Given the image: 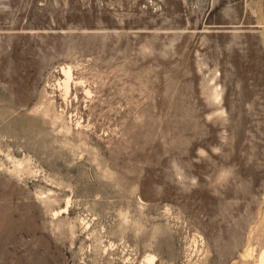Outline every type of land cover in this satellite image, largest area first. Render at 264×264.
<instances>
[{
	"label": "rangeland",
	"instance_id": "374dc122",
	"mask_svg": "<svg viewBox=\"0 0 264 264\" xmlns=\"http://www.w3.org/2000/svg\"><path fill=\"white\" fill-rule=\"evenodd\" d=\"M194 233L264 249V0H0V264H190Z\"/></svg>",
	"mask_w": 264,
	"mask_h": 264
},
{
	"label": "bare ground",
	"instance_id": "6f19581e",
	"mask_svg": "<svg viewBox=\"0 0 264 264\" xmlns=\"http://www.w3.org/2000/svg\"><path fill=\"white\" fill-rule=\"evenodd\" d=\"M61 69H62L64 78L59 77L60 78L59 79V85L62 88V90L64 91L63 92L64 96L67 99V97H69V94L71 92L73 84L84 85L85 82L83 81V79L77 80L75 78L76 74H75V70H74L72 65H70V64L65 65ZM85 94L90 96L92 94V91L90 89H88V87H87ZM218 96H219V94H218ZM48 102L49 103L45 109H46L47 115H52V119H53L52 124L54 126H56L59 124L60 121H62V122H64V124L61 126V131L67 135L72 134L73 127L69 125L70 123L68 124L66 122L64 111L60 112L59 110H57L54 98H51ZM45 117L47 118V116H45ZM76 126H78L79 128L83 127L81 120L77 121ZM61 131H59V132L61 133ZM79 134H82V133L80 132ZM18 164H19V167L23 169V171L26 170V166L24 165V162H19ZM46 198H48V196L44 197V200ZM72 201H73L72 198H68V200L66 202V206H64L58 210H53L52 211L53 212L52 213L53 220H55V221L60 220L61 217L65 214H67V216L70 215V208H71L72 203H73ZM140 205H141L142 209H144L146 203L141 200ZM166 213L170 214L171 209L167 208ZM123 217H124L123 222H125L126 224H129L131 222L130 216L128 214L123 213ZM91 220H93V218ZM91 220H88L87 218H82L81 219L82 223H80L83 225L82 229H85V231L87 232L88 239L90 241H92V243L90 245H88L87 247L82 246L81 251H82L83 255L86 256V255H88V253H90V254L98 253L101 255V257H103L102 255L107 253L108 251L118 249L120 246L116 242H114L112 240L108 243L105 242L106 236L103 234L104 233L103 230H105V228L103 227L98 231L96 226L92 224ZM74 227H75V225L72 226V230H71L73 236L76 234V232L74 231ZM186 239H187L186 254H187V258L190 259L189 261L192 263L194 260V257L196 258V256H198V259L196 262H194V264H208L209 251L204 250V246H205L204 237L200 233H194L192 235L187 236ZM241 259H242L244 264H250V262H248V261L252 260V259H254V264H264V249L258 254L257 257H254L253 250L249 248L244 253L241 254ZM158 261H159V258L155 253L148 252L144 255V258L141 261V264H157ZM124 262H125V264H136V261L133 259V257L131 255H129ZM233 264H235V263H233Z\"/></svg>",
	"mask_w": 264,
	"mask_h": 264
}]
</instances>
